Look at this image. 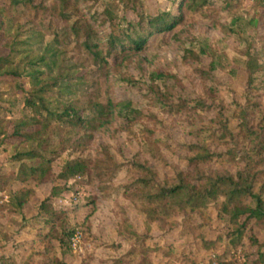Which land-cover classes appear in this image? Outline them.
<instances>
[{
	"label": "trees",
	"instance_id": "trees-1",
	"mask_svg": "<svg viewBox=\"0 0 264 264\" xmlns=\"http://www.w3.org/2000/svg\"><path fill=\"white\" fill-rule=\"evenodd\" d=\"M243 1L0 0V264H264V67L199 42L248 26L264 47ZM72 179L92 195L64 204Z\"/></svg>",
	"mask_w": 264,
	"mask_h": 264
},
{
	"label": "rangeland",
	"instance_id": "rangeland-1",
	"mask_svg": "<svg viewBox=\"0 0 264 264\" xmlns=\"http://www.w3.org/2000/svg\"><path fill=\"white\" fill-rule=\"evenodd\" d=\"M250 5L251 2L244 0L238 12L246 13L248 11L249 14H252ZM241 31L242 34H244L243 38H241L242 40L235 36L227 37L215 30H207L204 28L201 36H199V42L202 41L205 43L214 53L217 60L221 59L225 62L226 66L232 65L235 67V65H238L239 62L244 59L245 52L249 51L251 55L258 59L259 64L264 67V47L262 46L260 40L257 39L256 36H253V32L250 31L248 26L241 27ZM171 55V51L168 48L160 45L158 42L154 43L144 53V56L147 59H150L153 56L170 58ZM217 76L226 84L234 85V77H230L226 71H218ZM256 79L258 84L264 83V72ZM137 97L139 98V96ZM92 141L93 144H95L97 141V136H94ZM86 154H88V151ZM76 181L77 179L68 181L66 185L67 191L62 195V203L67 204L74 200H84L85 198H88L92 195V190L90 187L81 186L80 184H77ZM120 201L122 204H125V201H122V199H120ZM97 202L99 203L100 208L94 209L92 214L89 216V219L92 220V223H94L96 227H98L105 240H109V243L115 244L117 241L116 229L119 224L118 220H120L122 217L120 216L119 211L115 214L111 212L112 205L110 203H104L102 200H97ZM90 209H92V207L87 206L77 211L75 220L71 221V225H79L82 223L84 216L87 215ZM75 233H80L81 235V231H76ZM171 240H173V238H171ZM15 247L16 244L11 243L10 241V244L6 246L5 251L0 247V255L3 253L5 255H11L15 253L18 254L19 252ZM69 249L70 257L72 255H77L81 251L80 249L77 252H73L70 247ZM225 259H228V256Z\"/></svg>",
	"mask_w": 264,
	"mask_h": 264
},
{
	"label": "built area",
	"instance_id": "built-area-1",
	"mask_svg": "<svg viewBox=\"0 0 264 264\" xmlns=\"http://www.w3.org/2000/svg\"><path fill=\"white\" fill-rule=\"evenodd\" d=\"M69 245L73 252H77L81 249V235L80 233H74L69 239Z\"/></svg>",
	"mask_w": 264,
	"mask_h": 264
}]
</instances>
